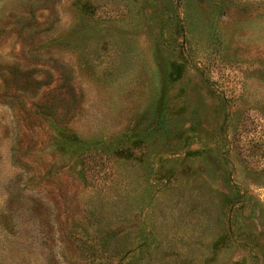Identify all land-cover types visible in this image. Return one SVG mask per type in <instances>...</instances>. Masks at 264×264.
Instances as JSON below:
<instances>
[{
  "label": "rangeland",
  "instance_id": "obj_1",
  "mask_svg": "<svg viewBox=\"0 0 264 264\" xmlns=\"http://www.w3.org/2000/svg\"><path fill=\"white\" fill-rule=\"evenodd\" d=\"M0 264H264V0H0Z\"/></svg>",
  "mask_w": 264,
  "mask_h": 264
}]
</instances>
